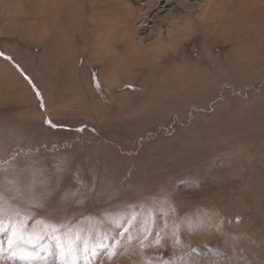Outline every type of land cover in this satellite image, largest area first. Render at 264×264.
<instances>
[{
    "label": "rangeland",
    "instance_id": "rangeland-1",
    "mask_svg": "<svg viewBox=\"0 0 264 264\" xmlns=\"http://www.w3.org/2000/svg\"><path fill=\"white\" fill-rule=\"evenodd\" d=\"M0 221V264H264V0H0Z\"/></svg>",
    "mask_w": 264,
    "mask_h": 264
},
{
    "label": "bare ground",
    "instance_id": "bare-ground-1",
    "mask_svg": "<svg viewBox=\"0 0 264 264\" xmlns=\"http://www.w3.org/2000/svg\"><path fill=\"white\" fill-rule=\"evenodd\" d=\"M240 4V3H239ZM113 7V6H112ZM115 7V6H114ZM113 9V8H112ZM118 9V8H117ZM117 9H114L113 11H106L105 9L104 10H100L99 12H100V14L98 15V19L100 20L99 22L101 23L100 25L102 26V32L103 33H107L106 34V38L108 39V36L111 34V32L114 30V28H115V25H116V22L118 21V18L117 19H111L110 17L112 16H115L116 14V11H117ZM98 12V13H99ZM97 15V14H96ZM214 16L216 17V16H219V15H215V13H214ZM117 17V16H116ZM91 18H94L93 17V15H92V17ZM223 19V18H222ZM93 21H95V20H93ZM114 21H116V22H114ZM97 22V21H96ZM100 26V27H101ZM97 32H98V34L99 35H101L100 33V31H98L97 30ZM105 35V34H104ZM123 35V34H122ZM96 36V35H95ZM102 37V36H101ZM96 38V37H95ZM105 38V39H106ZM97 39V38H96ZM106 39V40H107ZM103 42V41H102ZM101 46H102V44H100ZM105 45V44H104ZM101 46H100V48H101ZM106 46V45H105ZM103 48H104V46H102ZM105 51V50H104ZM103 53V52H102ZM103 55V54H102Z\"/></svg>",
    "mask_w": 264,
    "mask_h": 264
},
{
    "label": "snow or ice",
    "instance_id": "snow-or-ice-1",
    "mask_svg": "<svg viewBox=\"0 0 264 264\" xmlns=\"http://www.w3.org/2000/svg\"><path fill=\"white\" fill-rule=\"evenodd\" d=\"M6 226L7 225H4L2 223V221H0V227H6ZM13 235L15 236V233ZM42 238L43 237H37V239H42ZM20 239H22V237ZM14 242H15V240L13 238L9 239V245L10 246ZM31 242H32V240H31V238H29V243H31ZM56 243H57V246L59 247V251H60L61 255H65L66 253L71 254L74 251L73 245H74L75 242L72 239H69L66 244L64 242H61V241H59L57 239ZM61 264H75V261L74 260L65 259V260L61 261Z\"/></svg>",
    "mask_w": 264,
    "mask_h": 264
}]
</instances>
